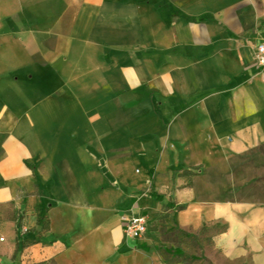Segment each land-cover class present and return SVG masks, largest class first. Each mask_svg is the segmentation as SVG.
I'll use <instances>...</instances> for the list:
<instances>
[{
	"label": "crops",
	"instance_id": "1",
	"mask_svg": "<svg viewBox=\"0 0 264 264\" xmlns=\"http://www.w3.org/2000/svg\"><path fill=\"white\" fill-rule=\"evenodd\" d=\"M262 40L264 0H0V263L264 264Z\"/></svg>",
	"mask_w": 264,
	"mask_h": 264
},
{
	"label": "rangeland",
	"instance_id": "2",
	"mask_svg": "<svg viewBox=\"0 0 264 264\" xmlns=\"http://www.w3.org/2000/svg\"><path fill=\"white\" fill-rule=\"evenodd\" d=\"M72 10L73 9L71 8L70 11H72ZM65 15H67V16L70 15V17H71V14H69L68 11L65 13ZM59 30L66 32L68 30V24L65 23L63 25V27H61V29H59ZM48 45L51 48H56L58 46L60 48L67 47L65 44V38H58L57 36H53L52 38H50L48 40ZM248 158H249L251 163H255V164L261 166V167H258V166L255 167V169H253L251 173H253L255 175L261 174L264 177V148L258 149L256 151L252 152L248 156ZM251 192L255 195L256 201L264 202V184L257 183L256 185H254ZM6 210H9V211L6 212ZM25 216H26L25 211H20V210L15 211L14 209L10 210V207H8V206L0 207V221H3L7 217H12L14 220L17 219L18 224L20 225ZM174 259H183L184 260L185 257H181V258L180 257H176V258L174 257Z\"/></svg>",
	"mask_w": 264,
	"mask_h": 264
},
{
	"label": "built area",
	"instance_id": "3",
	"mask_svg": "<svg viewBox=\"0 0 264 264\" xmlns=\"http://www.w3.org/2000/svg\"><path fill=\"white\" fill-rule=\"evenodd\" d=\"M253 60L256 67L253 76H258L264 82V40L256 44ZM122 223L123 233L126 238L139 239L147 229L148 216L146 214H134L130 212H123L120 216ZM4 238L0 236V241Z\"/></svg>",
	"mask_w": 264,
	"mask_h": 264
},
{
	"label": "trees",
	"instance_id": "4",
	"mask_svg": "<svg viewBox=\"0 0 264 264\" xmlns=\"http://www.w3.org/2000/svg\"><path fill=\"white\" fill-rule=\"evenodd\" d=\"M216 230V232H220V231H223L225 229V225H216L213 227V230ZM210 228L208 226H203V228H201V232H205V231H208ZM2 264V263H0ZM35 264H55L53 261L49 260V261H41V262H38V263H35ZM208 264H211V263H208Z\"/></svg>",
	"mask_w": 264,
	"mask_h": 264
}]
</instances>
